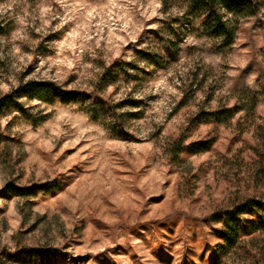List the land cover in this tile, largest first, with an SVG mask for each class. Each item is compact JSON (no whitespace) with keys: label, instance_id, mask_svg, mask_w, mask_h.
<instances>
[{"label":"rangeland","instance_id":"obj_1","mask_svg":"<svg viewBox=\"0 0 264 264\" xmlns=\"http://www.w3.org/2000/svg\"><path fill=\"white\" fill-rule=\"evenodd\" d=\"M255 2L226 15L225 47L194 0H0V97L30 79L93 92L130 68L103 92L124 113L112 125L27 97V113H0V264H264L249 230L264 224ZM246 198L230 249L215 214Z\"/></svg>","mask_w":264,"mask_h":264},{"label":"trees","instance_id":"obj_2","mask_svg":"<svg viewBox=\"0 0 264 264\" xmlns=\"http://www.w3.org/2000/svg\"><path fill=\"white\" fill-rule=\"evenodd\" d=\"M194 4L200 11H204L207 14L208 22L213 26L216 33L224 39L223 45L225 47L233 43L235 34V26L232 25V21L227 19L226 15L230 13L234 16H254L258 11V5L255 0H194ZM133 67L137 68L135 65ZM127 69L130 68L125 67L124 63L116 67L106 68L101 78V83H104L103 88H96V91L93 92L67 89L54 80L30 79L21 81L10 92L0 97V113L13 109L27 113L24 103L21 101L22 97H27L48 103L56 101L64 104L70 102L80 103L83 104L87 113L94 120L103 119L105 122L109 120L110 123L114 121L116 116L124 117V113L117 114L116 105L110 104L103 96V92L111 85L112 80L110 79H114L113 75H116L115 77L121 73L129 75ZM100 112L102 113L99 114ZM130 116L139 117L136 114H130ZM44 118H46V115L42 116L41 119ZM110 125L112 124L110 123ZM255 205H257V202L254 198H246L234 206L215 214L217 220L225 222L224 240L230 249L233 248L234 241L240 242L244 235L240 218L246 213L253 215ZM260 215V219L263 220L264 213L260 212ZM249 230H251L252 234L261 233L264 231V224L262 222L253 224L249 227ZM217 264H221V260Z\"/></svg>","mask_w":264,"mask_h":264}]
</instances>
